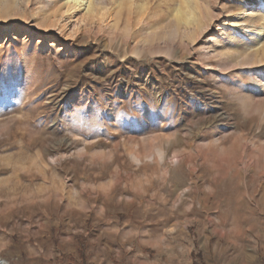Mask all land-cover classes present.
<instances>
[{"label":"rangeland","instance_id":"obj_1","mask_svg":"<svg viewBox=\"0 0 264 264\" xmlns=\"http://www.w3.org/2000/svg\"><path fill=\"white\" fill-rule=\"evenodd\" d=\"M0 264H264V0H0Z\"/></svg>","mask_w":264,"mask_h":264},{"label":"bare ground","instance_id":"obj_2","mask_svg":"<svg viewBox=\"0 0 264 264\" xmlns=\"http://www.w3.org/2000/svg\"><path fill=\"white\" fill-rule=\"evenodd\" d=\"M73 1H74V2H77V0H73ZM74 8H75V5L69 3V9H68V11H67L69 15H72V12H71V11H72Z\"/></svg>","mask_w":264,"mask_h":264}]
</instances>
